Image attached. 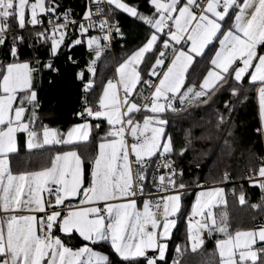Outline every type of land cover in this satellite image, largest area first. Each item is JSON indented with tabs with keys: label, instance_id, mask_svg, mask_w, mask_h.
<instances>
[{
	"label": "snow or ice",
	"instance_id": "6c2138e0",
	"mask_svg": "<svg viewBox=\"0 0 264 264\" xmlns=\"http://www.w3.org/2000/svg\"><path fill=\"white\" fill-rule=\"evenodd\" d=\"M93 2L98 5L101 0ZM107 3L141 20L156 31L118 68L123 97L118 96L117 85L109 81L103 98L99 100L101 110L94 112L91 107H86L84 112L79 113L81 116L87 114L90 117L105 118L112 126L106 134V142L98 145V155L92 161V181L87 188H83L84 162L76 151L57 154L51 167L42 171L12 174L8 154L17 151V133H27L29 149L42 146L34 142L37 132L30 128V124L37 119L34 108L38 102L37 94L32 90L33 69L29 63H9L0 72V212L5 214L0 217V264H111L108 254L94 251L87 243L76 250L66 246L60 237L53 235L54 228H59L65 234L75 231L84 241L92 244L108 242L117 259L124 264H138L141 258L146 264H157V259H164L167 249V244L161 241L170 236V229L176 225V220L170 217L179 212L181 195H168L154 204L146 201L143 211L137 210L134 197L143 194L144 181L147 179L146 170L150 166L151 158L157 153L163 155L173 151L172 139L165 135L168 121L162 118V114L167 110L177 111L172 103L177 94L181 96L182 102L188 103L209 97V92L215 90L216 82L224 81L231 66L240 60L243 66L232 69L234 79L241 81L249 69H254L250 80L260 83V117L264 122V54H258L257 51L258 46L264 45V0H185L183 4L181 0H150L156 10L152 16L138 13L136 7L121 0H107ZM26 7L31 10L28 21L31 25L42 23L37 18L38 11L56 12L55 6L45 7V0H36L31 4L28 0H0V45L4 44L5 34L9 31L7 21L14 19L19 28L25 27ZM101 12L99 7L96 13L90 9L86 12V23L79 24L81 34H86L90 28L96 26L91 18ZM173 13L178 15L174 16ZM63 20L64 23L50 21L52 55H56L63 44L68 25L77 23L71 19V10L63 14ZM169 21H174V24L169 25ZM99 27L111 31L107 20H102ZM165 28H168L167 33ZM116 30L119 31L118 28ZM48 31L37 33V39L43 38L47 41ZM161 33L169 36L170 39L162 41V45L164 49L173 48L174 58L166 72L158 73L155 67L151 70L152 76L162 75V78L158 84L145 81V84L154 88V92L151 98H145L149 99L148 104L138 106L130 99L133 90L141 81L140 72L135 66L142 62L146 53L154 49L160 41ZM218 35L222 37L219 39L220 50L211 61L218 71L208 73V78L204 79L199 91L188 88L181 93L184 74L193 60V54L201 55L203 49L217 39ZM13 39L22 41L23 37ZM100 39L91 37L87 40V47L95 49L97 59L102 52ZM103 39L108 40L110 37L105 35ZM185 39L191 42L190 50L186 52L183 49H175V45ZM80 43V40H76L73 46ZM10 51L13 57L17 55L15 48ZM159 56L164 57L165 53L161 51ZM163 63L162 58L155 60L157 67ZM92 64H95V60ZM45 67L58 71L53 69L51 63ZM89 70L94 74V67ZM79 75L82 79L83 73ZM90 87L91 84L86 85L85 91ZM21 92L25 94L18 100V94ZM233 94H236L235 90ZM203 102L207 103V99ZM25 104L33 107L29 122L24 121V115L28 111ZM145 109L153 115L145 117L142 124L135 121L133 114ZM91 129L92 125L84 123L71 128L66 133V138L61 139L59 137L64 134L45 126L42 133L43 145L86 142L90 138ZM126 131L135 138V143L128 144ZM257 131L264 135V127ZM130 154L134 158H130ZM261 161V166L254 175L264 178V158H261ZM133 164L136 165L135 169ZM173 165L172 161L164 162L162 166L168 168L170 174L167 177L161 175L158 179L161 185L166 182L173 189L184 188V184H176L175 177L182 175V172L177 173ZM249 179L264 190V179ZM44 192L48 193L47 201L41 195ZM222 193L223 189L200 193L193 216H199L201 220H198L196 225H190L191 250L196 252L203 246L204 230L210 235L213 231H218L227 236V239L217 241L219 264H238L237 257L239 264H264V246L256 247L258 243L264 242V225H261L258 231H237L234 236L229 234L227 214L221 213L218 221L212 211L215 197H220V203H226ZM81 194V204L92 205L102 201L104 207H77L63 216L61 211L51 210L53 207L65 205L66 200ZM121 199L127 202H110ZM239 201L241 204L245 203L244 194H240ZM67 207L71 209V205ZM252 207L259 208L261 205ZM153 208L156 211H153ZM17 212L30 214L16 215ZM35 212L45 215L37 218L31 214ZM149 250H157L158 257H149ZM177 252H180L179 247ZM173 264H180L179 259L173 260Z\"/></svg>",
	"mask_w": 264,
	"mask_h": 264
},
{
	"label": "trees",
	"instance_id": "16d2710c",
	"mask_svg": "<svg viewBox=\"0 0 264 264\" xmlns=\"http://www.w3.org/2000/svg\"><path fill=\"white\" fill-rule=\"evenodd\" d=\"M134 4L141 11L150 12L152 9L149 0H126ZM85 0H45V6H55L56 12L42 13L38 19H44L47 15L59 17L66 11L71 10V15L76 16L85 12ZM113 15L121 22L120 26L125 33L126 52L139 46L148 33V27L141 20L131 15L118 11ZM9 31L5 34V42L0 45V68L8 61L29 60L31 62H42L45 57L51 59L53 71L48 68L42 70L43 83L38 87L37 96L40 101V110H47L49 122L65 129L69 123L84 117L79 115V110L84 105H94L97 102L102 83L112 75L111 61L108 53L102 50L100 57L95 56V49L87 48L83 43L73 46V34L66 32L63 44L56 55H51L49 46L51 43V32L47 33L49 39H37L36 34L41 28L31 25L25 21V27L19 28L11 22ZM23 37V40L13 39ZM164 33L160 34V41L154 49L145 54L139 65L141 81L138 85L137 100L141 98L142 90L148 74V68L162 49ZM216 41L213 40L199 56H194L187 68L181 93L188 88L199 91V81L205 70L209 67L210 58L215 49ZM15 48L17 55H11V49ZM258 53L264 52V45L258 46ZM10 55V56H9ZM73 58L75 61H70ZM94 64V74L83 70V78L77 75L79 67H85L89 61ZM234 63L225 80L216 82L214 91L209 92V97H202L192 103L182 102L177 94V102L172 101L177 111L167 110L162 118L167 120L165 135L172 139L173 151L166 153L174 162L177 175L176 184H184L190 187L180 192V210L175 214L176 225L173 227L170 237L166 240L167 249L163 260L157 259V264H173V260L179 259L180 264H219L220 257L216 249V240L224 233L213 231L204 239L203 246L196 252L189 248L186 216L190 208V201L196 185L207 183H218L227 174L228 182L219 185L223 191L232 186L231 181L239 180L234 184L236 192L244 190L245 203L241 204L238 197H226V203L221 207L226 213L228 233L237 229H244L259 225V220L264 215V200L259 199L256 186L244 180L249 174H254L261 165L263 158V146L260 133L255 131L258 126V117L254 99L256 83L251 82L247 74L241 81H236L233 71ZM91 87L85 91V83ZM236 94H233V92ZM207 99V103L203 100ZM87 101V104H85ZM147 112V109L138 116ZM92 123L100 119H91ZM96 125H98L96 123ZM94 127L90 138L86 142H78L68 146L78 145L83 163V173L87 176L92 158L96 150V141L100 136V128ZM56 150L61 147L54 144L47 148ZM77 147V146H76ZM44 148H38L41 151ZM158 155V154H157ZM156 155V156H157ZM155 156V157H156ZM152 157L150 165L155 159ZM17 169H30L39 166L35 158L26 156L24 160L18 157L12 161ZM225 195V193H224ZM253 205H261L259 208ZM225 235V234H224ZM82 242L80 239L74 240ZM105 250L110 257L111 264H124L117 259L116 254L110 248L108 242L93 244ZM264 246V244H263ZM180 252H177V248ZM238 264H239V260ZM138 264H146L141 258Z\"/></svg>",
	"mask_w": 264,
	"mask_h": 264
},
{
	"label": "crops",
	"instance_id": "0c3cea01",
	"mask_svg": "<svg viewBox=\"0 0 264 264\" xmlns=\"http://www.w3.org/2000/svg\"><path fill=\"white\" fill-rule=\"evenodd\" d=\"M85 1H88V0H85ZM35 2H36V0H28V3L29 4L35 3ZM121 2L126 3L129 6H133V7H136L137 8L136 5L131 4V3L127 2L126 0H121ZM149 2H150V0H149ZM162 2H168V0H162ZM184 2H185V0H181V4H183ZM85 7H86L85 10H87V3H86V6ZM111 7H112L114 13L115 12H118V11L124 12L121 9H117L114 5H111ZM151 7H152V9L150 10V12L141 11L139 8H137V11H138V13L143 14L145 16H152L155 13L156 10H155V8H154V6L152 4H151ZM85 12H83V13H85ZM41 14L42 13H40L38 11V17L37 18H39ZM173 15L174 16L175 15H178V13H173ZM30 17H31V10H30V8L26 7V9H25V21L28 22L30 20ZM157 18H158V14H157ZM11 22H13V23H15L17 25V21L14 20V19H10L9 21H7L8 24H10ZM171 22H172V25H173L174 24V21H171ZM120 24H121V22H120ZM146 26L148 27V33H147L146 38L144 39V41L139 46H137L134 49L126 52V55L124 56V58L121 59V60H118L116 62V64H115V67L114 68L111 65V67H112V73L115 72V68L116 67H117V73H118L119 66L122 63H124L128 58H130L136 51H138L147 42L148 38L150 37V34L156 31L151 26H149L147 24H146ZM165 33H167V32H165ZM164 36H165L164 37V40L170 39L169 36H167L165 34H164ZM91 37H95V36L94 35H90V34L87 35L86 40L83 43L86 47H87V40L89 38H91ZM221 38L222 37H219V35H218V38L217 39H214L216 41V46H215V49H214V51L212 53V56L210 58L209 67L205 70L204 74L202 75V77H201V79L199 81V85H198L199 86V90H200V88H201V86L203 84L204 79L208 78V73L210 71H214V70L218 71V69H216L215 66L212 65L211 61L213 59H215L216 53L220 50L219 39H221ZM49 47H50L49 48L50 54L52 55V53H51L52 44L51 43H50V46ZM190 48H191V42L190 41H187L186 39L185 40H182L179 44L175 45V49H177V50L183 49L186 52L189 51ZM172 49L173 48L164 49L163 48V45H162V49L160 50V52L163 51L165 53V55H166ZM204 49H203V51H204ZM159 53H158L157 57L152 61L151 65L148 68V71H147L148 74H147V77H146V81L148 80L149 77H152V75L150 74L151 73V70L154 67H157L155 65V60L158 59V58H162L164 61L166 60L165 59V56L164 57H160L159 56ZM258 54H264V52H260ZM194 56H199V55L193 54V57ZM173 58H174V51L172 52V55L168 58V60L166 61V63L165 64L163 63L164 64V67H163L162 71L160 72L161 74L164 73V72H166L167 71V68L171 66V61H172ZM9 63H29L30 67L33 69V72H32V90L35 91L36 94H37L38 87L40 86V84L43 83V76H42V73L43 72H42V70L44 68H46L45 67L46 64L51 63V59L49 57H45L42 62H38V61L31 62L29 60H13V61H8L7 63H5V65H3L2 68H0V72H2L3 69H4V67L7 64H9ZM235 63H236L235 68L242 67L243 66L242 65V62L240 60H237ZM254 63H255V61H254ZM139 65H140V63L138 65H136L135 67L140 72ZM161 66H163V65H161ZM161 66H158V67H161ZM93 67H94V65L92 64V60H91V61H89L87 63V65L85 67H83V68L82 67H79L77 69V71H76L77 72V75L80 77L79 74L80 73H83V70L87 71V73L91 75L92 71H90L89 69L90 68H93ZM253 72H254V69H249L248 73H246L249 80H250V76H251V74H253ZM185 74H186V72H185ZM185 74H184V76H185ZM221 74L224 75L223 73H221ZM140 75H141V73H140ZM233 77H234V73H233ZM161 78H162V75H159L156 84H158L159 79H161ZM115 83L117 85L118 96L120 98H122L123 95H124V93H123L122 85L119 83V73H118V79H117V75L115 73ZM86 84H88V82H86L85 85ZM139 84H137L136 88L133 90V92L131 94V97H130L131 101L134 102V103H136V104L138 102V100H137V93H138V90H139L138 89V85ZM259 87H260V83L259 82H256V87L254 89V99H255L256 110H257L258 125L260 126V128H262V127H264V122H262L261 117H260V104H259V92H258ZM108 91L111 93V90L110 89H108ZM185 91H187V90H185ZM153 92H154V89H153ZM103 93H101V92L99 93L97 102L94 105H84L81 108V110H79V113L84 112V110H85L86 107H91L94 112L97 111V110H101L100 109V106H99V100L103 98ZM24 94L25 93H23V92L19 93L17 99L19 100V97L20 96H23ZM169 95H171V94H169ZM176 100H178L177 99V96H176ZM37 102H38V104L34 108V111H35V114H36L37 119H35V121L30 124V128H31V130H34V131L37 132V137L35 138V141L34 142H36L38 144H41L42 146L41 147H36V148L29 149L27 147V133H17V135H16L17 151L14 152V153H9L8 154L9 167L11 169L12 174L13 175H19V174H25V173L42 171L45 168L51 167V163H52L54 157L57 154H62L64 152H68V151H76L78 153V155L80 156V158H81L80 150L78 149L79 148L78 145H76L77 146L76 147L75 145L68 146L70 144H68V145H66V144H57V145H60L61 147L57 148L56 150H52V148L50 149V147L47 148V146H51V145H54V144H51V145H43V135H42V133H43V128L45 126L48 127V128H50V129L57 130L58 133L64 134V135H61L59 137L61 139H65L66 138V133L71 128L76 127V126L81 125V124H84V123H88V124L92 125V129L94 127H96V123L98 125L102 126L100 128V132H99L101 137H99L97 139V141H96V150H95L94 156L92 158V161H93L96 158V156L98 155V145L100 143L106 142V140H105L106 134L110 131V129L112 127L111 125H109L107 123V120L105 118L90 117V116H87V114H85L83 118L78 119L76 121H73V122L69 123V125L63 130L58 125H55L54 123L49 122L48 120H46V118H47L46 117L47 116V110L46 111L40 110L41 108H40V101L38 99V96H37ZM161 102L163 103L164 101L162 100ZM25 107L28 109V111L24 115V121L25 122H29V117H30V115H31V113L33 111V107L32 106H29L27 104H25ZM147 112H149V110H147ZM144 114H141L140 116H138L135 119V121H138V122H140L142 124L143 123L142 116ZM145 115H147V114H145ZM146 117H148V116H146ZM92 118L93 119H100V124H99V122H96L95 124H93L92 121H91ZM92 129H91V131H92ZM260 137H261V142H262L263 152H264V135H262L260 133ZM108 139H112V138L111 137H108ZM73 144H75V143H73ZM38 148H44V149H42L41 151H37ZM157 154H160V153H157ZM26 156H30V157L35 158V160L38 162L39 166H35L33 168H30V169H17L16 170V168L12 165V161H15L17 157L22 161V160L25 159ZM81 160H82V158H81ZM92 161H91L90 168H89V172H88L87 176H85L84 173H83V177H84L83 178V188H87L91 184V181H92L91 172L93 171V168H94V165H93ZM83 188L81 189V193L83 192ZM215 189H223V188L221 186H217L215 183H207V184L205 183V184L196 185L195 190H194V193H193V198L190 201V208L194 211V209L196 207V201L200 198V193L206 192L207 190H208V192H210V191H213ZM41 195L46 200V197H45L44 193H42ZM222 195H223L224 201L226 202V197H225L226 195H224V191H223ZM214 199H215V203H214V206H213L212 211L216 215L217 220L219 221L220 214L223 213L221 207L223 206L224 203H220L219 202L220 197H215ZM81 200H83V195L82 194L79 195V196H76L74 198H69L68 200L65 201V205L53 207L51 210H53V211H61V215L63 216V215L66 214L67 211H69V210H75L77 207H89V206H95V207H100V208H103L104 207V202H102V201L101 202H96L95 204H92V205H89V204H81ZM110 202L111 203H124V202H127V201L125 199H121V200L110 201ZM68 205H71V209H69L67 207ZM136 205H137V210L143 211V205H144V202L143 201H136ZM28 214H30V213H28V212H17L16 213V215H28ZM31 214L36 215L37 218H39L38 212L31 213ZM4 215L5 214L2 213L1 214V217H4ZM174 218H175V216H174ZM198 220H201V217L196 216V218L194 220H190L186 216L188 243H189L190 250H191V241L189 239L190 231H191L190 225H196V222ZM261 225H264V223H259V225H255L253 227L244 228V229H253V231H258ZM149 230H151V228H149ZM172 230H173V228L170 229V235L172 233ZM157 231L159 232L160 229H158ZM237 231H243V229H237L234 232H231L229 234L233 235L232 233H235ZM216 232H218V231H216ZM219 233H221V232H219ZM208 234H209V232L207 230H204L202 232L203 239H205L208 236ZM53 235L60 237V239L64 242V244L66 246L72 248L73 250H76V249L80 248L81 246H83V245H85L87 243L90 247L93 248L94 251H99L101 253L107 254V252L105 250H102V249H100L98 247H95L90 242L84 241L83 238L80 237L79 234L77 232H75V231L73 233H71V234H65V233L61 232L59 230V228H54L53 229ZM169 237L164 238L161 242L166 244V240ZM225 237H227V236L223 234V235L219 236L218 239L216 240L217 253H218L217 241H219V240H221V239H223ZM77 238L80 239V240H82V242L76 243L74 240L77 239ZM263 244H264V242L258 243L256 245V247H261V246H263ZM147 255L149 257H158V251L157 250H149L148 253H147Z\"/></svg>",
	"mask_w": 264,
	"mask_h": 264
},
{
	"label": "built area",
	"instance_id": "2783aa9c",
	"mask_svg": "<svg viewBox=\"0 0 264 264\" xmlns=\"http://www.w3.org/2000/svg\"><path fill=\"white\" fill-rule=\"evenodd\" d=\"M97 7L102 9V12L100 14H95L92 16L91 20L92 22L95 23V27H92L89 29V31L86 34H81L80 30H79V24L80 23H86L84 17L86 15V12L90 9L93 13H96V9ZM85 13L80 14V15H76L73 16L71 15V19L75 20L77 23L76 24H69L68 28L66 30V32H71L73 34V39L76 40H80L81 43H84L86 40L87 35H94L95 37H100V45L102 47V50H105L110 58L111 61V65L114 68L115 64L118 60H121L124 58V56L126 55V49H125V45H124V41H125V33L123 32V30L121 29L120 26V21L118 20V18H116L113 15V9L111 7V5L109 3H107V0H101V2L97 5L96 3L93 2V0H88L87 1V10ZM42 21L41 24H37L38 26H40L42 31L45 30H49V32H51V28H52V24L50 23V21L54 22V23H64L63 20V14L59 16V19H57V16L54 15H47L44 19H39ZM102 20H107L108 21V25L111 26V31L107 30V29H101L99 27L100 22ZM169 25H172V22L169 21L168 22ZM119 29V31H117L116 29ZM165 32H168V28H165ZM108 35L110 37V39L108 40H104L103 36ZM173 49L170 50L166 55H165V61L164 64L166 63V61L168 60V58L172 55ZM70 61H75V59L70 58ZM155 67V70L160 73L164 67ZM159 76V75H158ZM158 76H152L148 78V82H150L151 84H156ZM153 87H150L148 84H145L144 89L142 90V95L141 98L138 100L137 105L138 106H142L144 104H148L149 103V99H145V98H151L152 93H153ZM174 102H177V100L175 99ZM140 113V112H139ZM139 113H134L133 114V118L134 120L138 117ZM258 129H261L260 126L258 125L257 127H255V130L257 131ZM258 132V131H257ZM260 133V132H259ZM126 139L129 145H131L132 143H135L136 140L134 137H132L130 135V132L126 131ZM130 158H134L132 156V154H130ZM263 158H264V152H263ZM166 161H172V158L166 154H158L155 159L153 160V162L151 163V165L147 168L146 170V175H147V179L144 181V191L143 194H138L136 197H134V199L136 201H151L153 202V204L159 200L162 197H166L167 195L171 194L172 192L178 191L181 192L185 189H188L190 187H184V188H171L170 186L167 185V183L165 182L164 185H161L160 181H159V177L161 175L164 176H168L170 174V170L168 168L163 167V163ZM159 165V167H158ZM174 166V165H173ZM133 168H136V165L133 164ZM175 168V166H174ZM249 177H253L254 180L256 181H260L264 178L258 177L254 174H249L248 176H246L244 178V180L250 181ZM228 179H224L218 183H215L217 186L222 185L224 183H227ZM232 186L228 187L225 190V195L228 197H238L240 196V194L244 193L243 189H240L239 192H236L235 190V186L234 184H239L240 181L239 180H233L231 181ZM256 189H257V195L259 197V199L264 200V190H262L258 184H255ZM166 189V190H164ZM44 195L46 197V200L49 198L48 193L44 192ZM153 211H156L155 208L152 209ZM2 212H0V217H1ZM45 213H41L38 212L39 217L44 216ZM187 217L190 220H194L196 218V216H193V210L191 208L188 209L187 212ZM157 219H160V216H157ZM259 223H264V215L263 217L258 221Z\"/></svg>",
	"mask_w": 264,
	"mask_h": 264
},
{
	"label": "rangeland",
	"instance_id": "374dc122",
	"mask_svg": "<svg viewBox=\"0 0 264 264\" xmlns=\"http://www.w3.org/2000/svg\"><path fill=\"white\" fill-rule=\"evenodd\" d=\"M118 65V64H117ZM115 73H116V75H117V79H118V73H117V67L115 68V72H113L112 73V75H111V77H108L107 79H105L104 81H103V83H102V86H101V88H100V92L101 93H103L106 89H107V86H108V82L109 81H112L114 84H116L115 83ZM145 114H147V115H145ZM143 116H142V120H144V118L146 117V116H152L153 115V113H151L150 111L149 112H147V113H145ZM140 120V119H139ZM138 122V121H137ZM198 191V190H197ZM206 192H208V190L206 191ZM180 194L178 191H175V192H172L171 194H169V195H172V194ZM168 196V195H167ZM166 196V197H167ZM170 219H175L174 218V216L173 217H170ZM246 231H253V229H243V231L242 232H246ZM236 233V232H235ZM235 233H232L233 234V236L235 235ZM224 239H227V237H225V238H223V239H221V240H224ZM241 239H243V238H241ZM218 254H219V251H218ZM237 260H238V257H237Z\"/></svg>",
	"mask_w": 264,
	"mask_h": 264
}]
</instances>
